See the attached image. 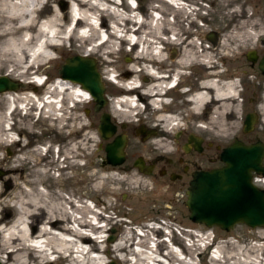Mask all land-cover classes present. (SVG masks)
Listing matches in <instances>:
<instances>
[{"label": "bare ground", "instance_id": "bare-ground-1", "mask_svg": "<svg viewBox=\"0 0 264 264\" xmlns=\"http://www.w3.org/2000/svg\"><path fill=\"white\" fill-rule=\"evenodd\" d=\"M39 1L40 0H0V70H5V74L15 72V74L18 75L17 77L8 75L10 78H20L23 81L24 78H28L31 79V81L38 83L41 79L38 75H33L32 78H30V76L25 77L23 72L27 71V69L31 67L37 68L41 62L54 59V56L50 57L48 54L49 51L53 49V42H58L60 46H64V41H68L70 43L74 40H78L81 42L79 44V54L92 57L95 60L94 54L96 52L99 53L102 49H108V52H114V50L111 49L113 38H119L121 36L124 40H131L133 38L130 33H128L129 37H124L127 34L124 33L131 31L130 28L132 26L130 25H134V23L136 24L135 16L120 12L115 8V6H112L111 4L108 5L107 3L108 1H112L113 4L117 5V3L121 0H74V3L72 4L70 1L68 2L66 0L58 1V3L55 0H45V4L39 9H36L33 5ZM129 2H132V0ZM167 2L175 6L177 11L181 10H178V8L184 7L178 0H167ZM99 6L102 7V12L108 13V15L111 16L110 18L108 15V17H106V20L109 19L110 21L108 26L104 22V13L101 14V17L104 19L101 20L99 19V16L96 17V15H100ZM182 11L191 15V10ZM44 12L45 15H42L43 18L39 19L40 15ZM96 12H98V14ZM75 16H77V18H75ZM159 16L160 15L157 12H151L147 17L148 26L145 27V30L142 29L141 26L143 21H138L139 23L132 28V33L136 35H134L136 44L139 47L136 54V60H139V57L143 56L148 47L152 56L155 55L159 59L163 57L161 49L154 43L159 40V35L154 33L157 31L159 34V32H163L164 30H171L173 29V26H171L172 23L170 24L168 20H162ZM94 18H98L97 25H92V23L88 21H92ZM72 20H74L75 24L70 26ZM119 20H124V23L118 22ZM81 23H83L84 26L86 25V27L82 33H79L77 32V25H80ZM125 25L129 26L126 27ZM101 31L102 35L100 34ZM103 34L104 36L106 35L105 39L103 38ZM174 34L177 35L175 32ZM188 36L190 35H186V37ZM233 36L239 39L242 35H235L234 33ZM191 38L193 39V37ZM191 38L185 42L183 52L176 55L174 58H170L165 65L175 71L188 67H197L190 65V63H195L196 59L201 55L203 57L202 62L207 66L209 65L208 69L210 70L207 72L209 78H206L205 80H203V78L201 79L200 85H197V91L191 94H187L189 91L183 92L182 94L186 95L185 97L187 100L182 99L180 103L175 102L174 105L179 110L180 107L186 106L185 109L188 111L186 115L187 118L190 119H197L200 109L203 106H209L211 109L209 117L210 121L218 115V112H221L220 114H222V112L225 113L228 111L229 106H231L233 102L234 104L237 103V90L233 80L219 83L210 76L216 71V61L213 62L211 59L214 54L209 50L203 51V53L200 54L198 49L194 48L196 46H194L195 44ZM87 41H93L94 44H91L92 42L86 44ZM85 44L91 46L87 47ZM134 64L135 63L130 64L129 67L133 72L137 69ZM203 67L205 70V66ZM144 69L149 74V77L143 83L139 84V79L135 78L123 83L117 81L121 86L124 85L123 87L129 85L131 87L128 89L124 88V95L110 102L112 110L111 112H108L109 115L112 114L117 116L118 118L123 119V121H130L129 119L131 117L128 107L134 103L136 106H134L133 109L135 108L136 111H139L142 115L145 111L143 110L145 107L141 109L137 106L143 102L141 100L143 98V100H145V98H149L151 105L154 104L155 106V102L158 98L151 97V92L161 88L163 82L164 84L173 82L172 79L165 82L161 76L154 77V70L150 68ZM100 77L102 78L101 72ZM153 81L154 83H152ZM52 82L53 83L51 85L44 89L45 95H41L40 97L34 95V93L19 96L14 90L0 92V95L5 97V101L8 104L6 111L4 113H0V142L11 140L13 143L16 142L19 144L18 155L17 153H14L16 156H14V154H5L0 157V165L3 168H6L5 176L9 179L10 183H12L11 188L4 190L2 196H0V206L11 203L16 207V215L12 219H5L4 217L0 218V234H2V238L0 239V263L2 264V262H5V258H9L12 261L11 264H28L29 258L35 255L33 254V251L38 253L37 256H43L48 251L49 255L55 252L56 256H58V259L60 260H67L70 256H72L71 259H73V262H76V260L83 262L85 258V262L82 264H89V262L91 264H104L102 263L103 261L101 258L98 257V252L89 253V250L96 246V243L90 236L91 233L96 232L94 237L98 239L97 241L103 240L104 235L101 232L104 231L102 228L104 223H97V220L101 219L100 214H96L95 210H92L90 206L86 205L88 206H85V210L87 211L86 213L92 214L87 215L88 218L85 219L83 216L84 205H82L80 200V203L77 206L78 209H75L76 211H74V213H66V207H64L63 203L68 202V199H66L67 197L59 194L56 190L51 192L48 190L47 186H39L42 184L43 180L45 181V178L50 177L54 180L56 179V181L60 179V174L55 176L50 170L54 168L53 166H55V163L57 165V158H49V155L45 158L40 157L41 150L44 146L40 145L36 148H32L33 144L31 138H29L26 142H21L20 144L19 141H21V139L15 141V135L7 131L5 128V125L8 122L6 115L7 111L10 109L12 104L15 103V101L17 107H14L13 110L19 108L21 110H25V113H27V109L35 106L34 100H37L36 103H41L40 111H45L47 116L51 117L52 121L56 122L55 126L61 129L60 131H55L56 129L48 131V133L51 132L53 134H46L48 137L45 138L48 141L47 145L55 143L58 147L55 156L58 152L65 155L64 160L62 159L64 162V166L62 165V171H65V166L70 162L71 157L76 154L79 148H81L79 153L82 155L87 141L86 134L84 133V131H86L87 124L82 120L83 117L81 114L77 112L75 114L71 113L69 109L75 102H88L90 95L84 88L80 87L77 82L69 80L68 78L57 77ZM25 85L26 83H22L19 87L24 86L25 88L27 86ZM138 88H141L142 94L135 97L133 94H135L134 91ZM144 93L148 94V96L150 94V96L148 97ZM70 102L72 103L70 104ZM42 108L44 111H42ZM146 110H148V108ZM153 114L155 113L152 111V115ZM148 115V119L150 118V120H152V115ZM261 115L264 120V112ZM160 117H162V115L158 116L159 119H161ZM162 118L164 119L162 122H164L166 128H170L177 124L176 121H169V119L172 118L170 116H164ZM222 118L223 116L221 119ZM156 119L157 118L155 117L152 122ZM114 120L116 121V119ZM74 123H76L78 128L83 131L81 134L78 133V130L72 129V125ZM10 128L11 126H9L8 129ZM24 128L30 129V124L25 125ZM24 130H22V134L26 135L27 132ZM156 133H158L157 130ZM156 133H153L148 137V145L154 146L153 149L155 151L168 153V151H170L167 142L168 140L164 136L158 137ZM219 133H221V131ZM49 137H51V139H49ZM83 155L86 154L83 153ZM109 165L113 167L119 164ZM29 169L30 172L28 171ZM22 170H26V173L21 172ZM56 170L59 171V169ZM124 170L127 172L124 173L123 176L117 177L116 179L119 183H129L131 193H136L137 186L143 185L144 187V185L148 182V178L139 174L138 170L136 171L130 168H125ZM63 174H65V172H63ZM1 178L2 177H0V179ZM113 180L115 181L114 176ZM150 182H152V184L156 187L157 197L159 200L164 201L165 189L162 187V181L160 179H153ZM253 182L258 185L262 184L264 183V177L255 176L253 178ZM145 189L146 188H144V190ZM37 217H40L41 225H39L37 230H35L34 222ZM74 221L78 226L73 223ZM66 222H70L71 226L68 225L67 227V225H65ZM115 222L120 226L123 224V220H121V218H118ZM83 225L88 227H84ZM153 225V223H145L146 228L143 229V227H140L141 229L137 233L133 227L127 226L121 237H118L114 241L112 240L113 242L111 245L114 246V251L118 252L115 254V257L121 259L123 262L133 260L132 264H135L134 262H142L143 264H189L177 257L172 249H169L163 255L160 254L161 252L158 251L157 242L163 244L164 240L161 239L155 241L152 239L154 234ZM98 228L102 229L98 230ZM158 228L159 227H157V229ZM165 228L169 230L166 225ZM185 230L191 231L189 235H198L191 229L186 228ZM208 230L211 229L208 228ZM41 237L42 239L37 240V238ZM206 237L207 236L205 235L203 236V238ZM254 239L258 243L246 245L244 247L233 244L230 240L223 241V243L221 245L219 244L213 251L214 256L210 255L208 259L209 263L264 264V232L259 235H254ZM197 240L203 239L199 236L198 239L191 238V244L189 246L190 252L198 249L199 242ZM132 245H134L133 248ZM130 247V257H126V255L120 253L124 250L126 251L127 248ZM103 248L104 247L100 250L102 251ZM4 251H7L5 252L7 257L3 254ZM163 257L167 259L166 263H164L165 259H163ZM173 260H175V263Z\"/></svg>", "mask_w": 264, "mask_h": 264}, {"label": "rangeland", "instance_id": "rangeland-1", "mask_svg": "<svg viewBox=\"0 0 264 264\" xmlns=\"http://www.w3.org/2000/svg\"><path fill=\"white\" fill-rule=\"evenodd\" d=\"M55 1L58 3V1L61 0H55ZM129 1L130 0L127 1L121 0L120 3H118V5L113 4L112 1H108L107 3L108 5L111 4L112 6H115V8L118 9L120 12H124L125 14H131V16H135V19L137 21H143V23H141V26L142 29L144 30L145 27L148 26L147 17L151 13L149 12V10H157L158 13L160 14L159 17H161L162 20H168L170 24L172 23L171 26H173V29L164 30L163 32H159V34L157 33V31H155L154 34L159 35V40L154 43L158 45V47H159V43H163L165 45L167 44L169 47L170 45H175L176 43L177 44L183 43L185 46V42H187L189 38L193 37V39L192 38L191 39L195 44L194 46H196L194 48L198 49V52H200V54H202L203 51H207V50L211 51V53L214 54L212 56L213 58L211 59L213 60V62L216 61L215 62L216 71L214 74H211L210 76L219 83H224L228 81L226 80V71L222 59L226 58L228 54L226 50L228 49L229 42H231V44L239 43L238 41L239 39L233 36L234 33L235 35H239V34L242 35L243 38H245L246 36L245 38L246 44L253 43V39L251 37L252 33L253 35L264 34V0H178L181 2V5L184 6L183 8H178V10L181 9L179 10L180 12L177 11V8L175 6L171 5L165 0L163 1L136 0L138 2L137 8L141 11V13H139L140 16L136 11L130 10L132 8L129 7V4L131 3ZM133 1L135 2V0H132V2ZM182 10L184 11L191 10V15L186 14ZM103 13L104 12L100 11V15H97L101 20L104 19L103 17H101L102 16L101 14ZM104 14H105L104 22L108 26V24H110L109 23L110 21L109 19L106 20V17H108L109 15L108 13H104ZM42 15H45V12L40 16ZM110 17L111 16H109V18ZM97 21L98 19L95 22L94 21L91 22L93 24H97ZM118 22L124 23V20H119ZM134 25H130L132 26L130 29H132ZM125 26L128 27L129 25H125ZM174 32L179 35L178 36L179 39L177 42L174 41L175 39H170V38L161 40L160 37L161 34H174ZM126 33L128 35L130 31ZM186 35H190V36L186 37ZM124 37H129V35ZM115 39L117 41H115ZM112 40L115 41V42L112 41L111 44V49L114 50L113 53L108 52V49H102L99 51V53L96 52L94 54L96 67L98 71H100L102 74L101 79L104 84V94L108 97L109 100H107V103H105V105H103L97 111H94L92 109L93 102L91 100H89L88 102L83 101L81 103L75 102L69 109L71 113L75 114L77 112L81 114V116L83 117L82 120L87 124L86 131H84V133L86 134L87 141L83 151V153H85L86 155H83V153L82 155H80L79 151L81 150V148H79L76 154L73 155V157H71L72 159V160L70 159L71 163L69 162L70 164L68 163L65 166V171H62V165L64 166L63 160L65 155H63V153L61 152H58V154L55 156L54 151L56 152V149L54 150L52 148V145L50 144L47 145L48 141L46 138L48 136L46 134L48 135L53 134L51 132L48 133V131L55 129H56L55 131L61 130L60 128H57L55 126L56 122L52 121L51 117L47 116V114L46 115L42 114L37 116L36 114L33 115L32 113L34 112L32 111L35 109L32 108L33 106L28 108L29 110L27 109V113H25V110L23 109L21 110L17 108L14 109L11 113L6 114L7 120H10L9 123H11V128H12V129L10 128L7 131L15 135V141L21 139V141H19V143L21 144V142H26L29 138H31L33 144L32 148L33 147L36 148L40 145L44 146V149L42 150L40 157L45 158L47 155H49V158H57V165L55 163V166H53L54 168L50 170L52 174L55 176H57V174H60V179L56 181V179L54 180L53 178L50 177L45 178V181L43 180L42 184L39 186H44V187L47 186L48 190H50L51 192L53 190H56L59 194H62L64 197H67L66 199H68V202L63 203L64 207H66L65 208L66 213L76 211L75 209H78L77 206L80 203V201L82 202V205H84L83 216L85 217V219L88 218L87 215L92 214V213H86L87 212L85 210L86 205L89 206L90 204L91 209L95 208L98 210V211L96 210L95 212L96 214H100L101 216L100 217L101 219L98 220H102V223H104L102 227L104 231L101 232L103 233L104 236L102 241H97L95 239H92L96 243V246L93 247L91 250L99 253L98 257L101 258V260L103 261L102 263L104 264H108L110 261H114V264L133 263V260L123 262L121 259L116 258L115 254H117L118 252L114 251V246L111 245V243L115 239L121 237V235L124 234V231L127 226L128 227L130 225L134 226L133 228L135 229V231L139 230L137 229V226L143 227V229L146 228L144 222L147 219L160 222L159 219L163 218L165 221L163 226L166 225L170 229V233L168 234H170L169 238L171 239L174 245L171 248H169L168 246H166L165 242L163 244L157 242V248L158 251L161 252L160 254L163 255L169 249L170 250L172 249V251L175 252L177 257H179L181 260L189 264H197V261H199L200 263L206 261L204 253L198 254L196 252L201 248V244L204 241L197 240L199 242L198 249L196 251H191V252L189 250V246L191 244V238L198 239V235L199 237H201L200 236L201 233L205 232L206 230L208 232L212 230L218 245L219 244L221 245L225 240H230L231 242H233V244L242 247L246 245L258 243L254 239V235H259L260 233L264 232V226L250 227L241 222L235 223L228 230H223L216 225L206 226L203 223L194 222L189 219L188 210L184 204L185 195L171 196L170 194L167 195L165 191L164 201L161 200L162 201L161 202L159 200V198L157 197L156 187L150 181H152L153 179H159L160 177L154 176L153 175L154 172L152 173L149 172L151 174L147 172H143L132 164V160L137 155H142L145 157L147 154V150L149 146L148 145L149 138L142 134L145 132V129H149V126L151 125L159 129L160 127L166 128V125L164 124V122H162V120H164L163 118L162 119L157 118L158 122H162L157 125H156L157 119L154 122H152L150 118L148 119L149 112L146 110L148 108L145 102L146 99L145 100H143L144 98L142 99L144 106L146 104L145 108L143 109L145 111L142 113V115L138 113L133 116H130L131 117L129 119L130 121H123V119H120L117 116H114L110 113L111 114L109 115V118H111L110 121L115 122L114 134L124 133L126 136V143L123 148L124 160L122 161V163L119 164L120 166L116 165L113 167H111L107 162L104 161L103 145L106 141L111 140L114 134L106 139H101L99 137L96 128L99 114L101 111L111 112L112 106L110 102L113 101V97L121 94V92L125 93V89H123L118 84V82L123 83L135 78V79H139L140 83H143L148 79L149 74L147 73V71H145L144 68H146L145 63L147 59L150 56H152L150 49L148 47V49L144 52L143 56L139 57L140 58L139 60H136L137 57L136 54L139 48L137 44L127 47L128 43L126 40L123 39L122 36L119 38H113ZM80 43L81 42L78 40H74L69 44L67 41H64V46L56 47L54 48L53 53H48L50 57L54 56L55 57L54 59H49L48 61H45L42 65H39L36 69L35 67H31L27 69V71L23 72L24 76L29 77V75L32 73L31 70L34 69L35 73L45 72L49 79H56L57 77H60L57 72L58 68L60 67L61 63H63L65 57L71 56L73 54H79ZM87 43L94 44L93 41H87L86 44ZM86 46L90 47L91 45H86ZM200 56L196 59L195 63L193 62L190 63V65L192 66H197L194 67L195 68L194 70L191 71L188 68H183L182 72H180L181 84L188 85L189 83L191 88L195 87V90H193L194 92L197 91V85H200V81H201V79L198 80L199 77L198 74L201 77H203L205 73L207 75V72L203 71L204 70L203 66H205L206 64L202 62L203 57ZM133 63H135L134 65L137 68L136 71L134 72L129 68L130 64ZM141 64H143L144 67H142ZM5 72H6L5 70H0V74ZM163 72L166 71L164 70ZM10 73L9 74L7 73V75L12 77L18 76L15 74V72H10ZM112 80H116V82L114 83ZM26 85L25 88L24 86L19 87L14 91H16L19 96L26 95L28 93H34V95L38 97L41 96L40 93L42 87L36 86L33 83H30L29 85L26 83ZM31 85L35 86V89H31L32 87ZM180 88H178L177 91L173 90L172 93L177 92L180 95L181 94ZM262 89H263V105L259 108L260 114L264 112V87ZM236 90H237L236 91L237 103L234 104L233 102L232 105L229 106L228 111H226L225 113L222 112L223 115L220 114L221 112H218V115H216L217 117L215 116L213 118L214 120L211 119L209 121L211 109L208 106H203L200 109V113L207 110V116L203 118L198 117L197 119L187 118L186 114L188 111L185 109L186 106L180 107V110L182 111L183 115L185 114V116L182 117V119L178 118L177 126L183 125L189 130L192 129L201 133L202 135H204L205 138H208L217 143H223L224 142L223 140L227 139V137L232 133L236 125L239 124L238 116L242 114L243 104L241 102L239 88H236ZM136 94L139 96L140 94H142V92L137 89ZM145 95L148 96V94ZM183 99L187 100L186 97H184ZM181 100L182 99L180 98L179 100H177V102L180 103ZM14 104H16V101ZM7 105L8 104L5 101V97L3 95H0V113H4L6 111ZM85 107L87 109V116H85V110H84ZM230 111L235 115L237 121L231 122L227 120V116L225 115H227V113H229ZM222 116L223 118L221 119ZM136 117H139V119H136ZM113 118L116 119V121ZM27 124H30V129L24 128V126ZM219 124L221 127L219 126ZM72 126H73L72 129L78 130V133L81 134V132H83L78 128L76 123H74ZM227 127L228 128L230 127L231 129L230 128L228 129ZM22 130L27 132L26 135L22 134ZM220 131L222 134L219 133ZM49 139H51V137H49ZM0 144H1L0 157H2L5 154L7 155L9 150L11 151L10 152L11 155L14 153L15 154L17 153L18 155L19 153L18 143L16 142L13 143V141L8 140L6 142H0ZM15 154L14 156H16ZM78 162L80 165L78 164ZM125 168H130L136 171L138 170L139 174L148 178V182L144 185V187L143 185L142 186L139 185L136 187V193L130 192L131 188L129 183L127 182L119 183L118 180L116 179L117 177L123 176L124 173L127 172L124 170ZM56 169H59V171H57ZM28 171L30 172V169ZM0 172H1L0 177H2L0 179V196H2L4 190L6 189L8 190L9 188H11L12 183H10L9 179L6 178L5 176L6 168H3L1 165H0ZM21 172L26 173V170H22ZM63 172H65V174H63ZM113 176L115 177V181L113 180ZM258 186L264 189V183L259 184ZM144 188L147 189V192L146 189L144 190ZM15 215H16V207L11 203H8V205L5 204L3 206H0V218L4 217L5 219H12ZM118 218H121V220H123L122 226H120L118 223L115 222L118 220ZM74 223L76 222L74 221ZM34 224H35V230H37L39 225H41L40 217L35 218ZM83 226L88 227L86 225ZM171 226H175L177 229H179L180 230L179 233H181L184 237H181L176 232V230H174ZM183 227L193 230L195 234L198 235L197 236L196 235L194 236V234L189 235L191 231L189 230L184 231L182 229ZM102 228H98V230ZM208 228H210L211 230H208ZM110 229H112V231H109ZM155 230L153 229V233L155 234L156 237L165 234L168 235L167 233L163 232L162 228H158ZM110 233L113 235V239H112L113 241L111 240V242L107 241V237L108 235H110ZM1 238H2V234H0V239ZM102 247L104 248L101 251L100 249ZM133 247L134 245H132V248ZM130 249L131 247L127 248L126 251L124 250L120 253L126 255V257H130L131 256ZM179 251H181V254L179 253ZM5 252L7 251H4L3 254L7 257ZM33 254L35 255L29 258L28 264H74L72 262L73 259H71L72 256H70V258H68L67 260L61 259L62 261L58 259V256H56L54 260L43 262L42 259L44 257L43 258L36 257L38 255L36 251H33ZM163 259H165L164 263H166L167 259L165 257H163ZM4 261L5 262H2V264L12 263V261L9 258H5ZM83 262H85V258ZM173 262L175 263V260H173ZM134 263L143 264L142 262L140 263L134 262ZM75 264H80V263L76 262ZM89 264L91 263L89 262Z\"/></svg>", "mask_w": 264, "mask_h": 264}, {"label": "flooded vegetation", "instance_id": "flooded-vegetation-1", "mask_svg": "<svg viewBox=\"0 0 264 264\" xmlns=\"http://www.w3.org/2000/svg\"><path fill=\"white\" fill-rule=\"evenodd\" d=\"M178 36V34L160 35L161 40L171 37L170 39H175L174 41L176 42L178 41ZM253 36V43L246 44V39L242 36L239 37L238 44H231V42H229L227 49L228 54L226 58L222 59L226 71V80H233V82H235L234 84L236 88H239L241 102L243 104L242 114L239 115L238 119L239 124H237L234 128L235 130L232 131L227 139L223 140V143L214 142L205 138L204 135L195 130H189L183 125L177 126V124L170 128L160 127V129L151 125L149 126V129H145V132L142 133L144 136L149 137L151 134L156 133L157 130L158 133L156 134L158 137L164 136L168 140L167 142L170 149L168 153L155 151L153 149L154 146L149 145L145 157L137 155L132 160L133 164V161L136 158H139L144 168L147 170V173L154 172V176H159L167 195H185V189L193 171L221 165L222 161L219 158V152L224 146L231 143L234 138L245 144H250L257 140L264 144V120L259 112V108L263 105L262 88L264 87V73L261 71L260 62L264 57V34ZM159 48L162 51L163 57L159 59L155 55L150 56L146 61L147 68L156 71L155 73L159 74L165 82L172 79V84H174V86L165 89L166 91L164 90L165 97L161 96L159 93L160 90L151 92V97L158 98L159 100H156V105L154 106V104L151 105L150 99L145 98L146 104L148 105L147 111L150 115H152V111L155 113L152 115V120L155 117L158 118V116L162 115V117H172L169 121H176L177 123L178 118L182 119V117L185 116V114L183 115L182 111L174 105L177 100L185 97L183 96L184 94L182 95L183 84H181L180 80V72H182L183 69L175 71L167 67L165 64L168 60H170V58H174L176 55L183 52L184 44L176 43L175 45H170L169 47L167 44L165 45L163 43H159ZM208 66L206 67L205 65L206 69L204 71L209 72L210 69H208ZM188 69L192 71L195 68L188 67ZM164 70L166 72H163ZM198 76V80L202 78H204L203 80L209 78L208 73L203 77L199 74ZM152 83H154V81ZM187 86L188 90L186 92L189 91L187 94L194 92L193 90H195V87L191 88L189 83ZM178 88H180V95L177 92L172 93L173 90L177 91ZM161 98L164 101H161ZM84 110L85 116H87L86 107ZM246 114L252 115L251 117H253V120L250 128L243 131V120ZM206 116L207 110L200 113L198 117L203 118ZM226 116L227 120L231 122L237 121L235 115L231 111L227 113ZM162 117L160 118L162 119ZM159 123L162 122H158L157 119L156 124ZM52 148L54 150L58 149L55 143L52 144ZM10 152L11 151L9 150L8 154H10ZM54 154H56L55 151ZM262 160L264 162V156Z\"/></svg>", "mask_w": 264, "mask_h": 264}, {"label": "water", "instance_id": "water-1", "mask_svg": "<svg viewBox=\"0 0 264 264\" xmlns=\"http://www.w3.org/2000/svg\"><path fill=\"white\" fill-rule=\"evenodd\" d=\"M260 68L264 73V57ZM57 72L60 77L77 82L88 92L94 111L105 105L104 84L92 57L80 54L65 57ZM22 83L20 78L0 74V92L16 90ZM251 116L246 114L243 131L250 128L253 120ZM96 128L102 139L113 134L115 124L110 121L108 112H100ZM125 143L123 133H117L106 141L103 145L104 161L112 165L120 164L124 160ZM263 155L264 144L261 141L245 144L234 138L219 152L221 165L193 171L184 199L189 219L206 226L216 225L223 230H228L237 222L250 227L264 226V189L252 181L253 173L264 175ZM133 165L147 172L139 158L133 161ZM112 239L110 233L107 241ZM108 264H114V261Z\"/></svg>", "mask_w": 264, "mask_h": 264}]
</instances>
